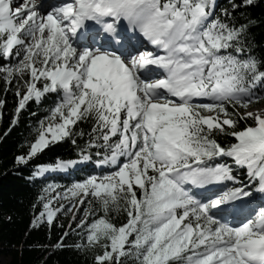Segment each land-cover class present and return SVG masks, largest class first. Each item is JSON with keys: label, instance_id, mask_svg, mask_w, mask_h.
<instances>
[{"label": "snow or ice", "instance_id": "obj_1", "mask_svg": "<svg viewBox=\"0 0 264 264\" xmlns=\"http://www.w3.org/2000/svg\"><path fill=\"white\" fill-rule=\"evenodd\" d=\"M255 4L0 0V91L16 98L11 125L22 111L45 113L16 162L63 141L76 150L32 172L46 185L32 225L64 228L53 249L91 252L93 264H264ZM88 165L69 185L52 176ZM69 213L65 228L58 214Z\"/></svg>", "mask_w": 264, "mask_h": 264}, {"label": "trees", "instance_id": "obj_2", "mask_svg": "<svg viewBox=\"0 0 264 264\" xmlns=\"http://www.w3.org/2000/svg\"><path fill=\"white\" fill-rule=\"evenodd\" d=\"M217 2L220 6L227 7V0ZM248 11L258 22V26L253 29L255 41L257 44H264V0H256L255 6ZM2 88L3 85L0 84V89ZM0 98L6 100L4 108L0 109V258H9L8 264H93L91 252L72 248L57 250L51 247L64 231L56 221L50 227L32 225L34 215L43 210L39 197L46 186L44 182L32 177L35 165L52 162L57 157L75 158L74 146L68 141L59 142L38 154L28 165L18 164L16 157L26 154L36 138L37 133L32 129L37 116L45 113L38 112L37 116H30L29 111H22L18 123L13 127L11 122L16 98L11 94L5 97L2 91ZM30 110H36V105L31 104ZM93 168L94 165H88L82 171L52 176L57 183L69 185ZM69 221L68 216L58 214V222L65 228ZM76 239L73 235L68 238L67 243L71 245Z\"/></svg>", "mask_w": 264, "mask_h": 264}, {"label": "rangeland", "instance_id": "obj_3", "mask_svg": "<svg viewBox=\"0 0 264 264\" xmlns=\"http://www.w3.org/2000/svg\"><path fill=\"white\" fill-rule=\"evenodd\" d=\"M217 1H218V0H217ZM260 104H264V101H260V102H258V106H259ZM73 211H75V209H73ZM67 216H68L69 218H71V213H69ZM9 261H10V259L7 258V257H1V258H0V264H8Z\"/></svg>", "mask_w": 264, "mask_h": 264}]
</instances>
